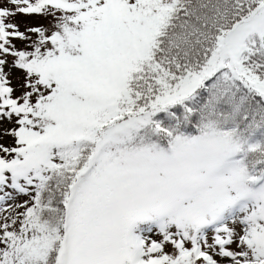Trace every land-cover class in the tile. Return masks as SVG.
<instances>
[{"label": "snow or ice", "instance_id": "obj_1", "mask_svg": "<svg viewBox=\"0 0 264 264\" xmlns=\"http://www.w3.org/2000/svg\"><path fill=\"white\" fill-rule=\"evenodd\" d=\"M0 264H264V0H0Z\"/></svg>", "mask_w": 264, "mask_h": 264}]
</instances>
